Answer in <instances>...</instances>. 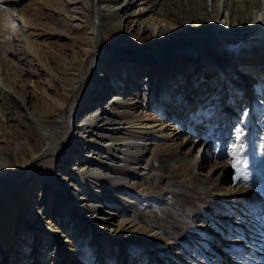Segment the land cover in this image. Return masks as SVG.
Wrapping results in <instances>:
<instances>
[{
    "label": "rangeland",
    "instance_id": "1",
    "mask_svg": "<svg viewBox=\"0 0 264 264\" xmlns=\"http://www.w3.org/2000/svg\"><path fill=\"white\" fill-rule=\"evenodd\" d=\"M56 1L61 9L69 7L64 0ZM85 1L88 4L89 19H93L97 15V0ZM123 1L119 0V3ZM47 2L48 0H0V63L6 73H3V80L0 81L1 140L6 137L23 139L24 134L21 130L23 126L19 119H27L28 112L32 110L30 104L37 102L42 94L49 91L52 96H56L51 79L60 67V72L66 71L67 67L64 66L74 51V44L68 37L33 35L36 23L45 28L46 26L51 28L55 23L66 32L78 30L63 14L54 16V23L48 21L49 6L45 7ZM261 2L264 5V0ZM137 6L138 3L135 6L130 5V8L133 10ZM36 10L39 11L38 17L32 14ZM125 10L126 8L121 12L122 33L124 35L129 33L130 38L136 40V46L148 45L146 37L139 40V35H134L136 33L128 28L127 18L132 11L126 13ZM44 14L47 16L43 17ZM224 25L225 22L222 26ZM70 35L73 36V32ZM102 37L98 50L106 51L108 55L103 61H97L87 80L84 77L87 85L83 88L82 95L85 97L90 89L89 84L99 80L102 73H109L112 66L122 60V57H127L122 61L125 65V74L132 71L129 76L123 75V82L126 81L127 85L131 86L127 92H134L132 84L134 80L130 77L136 79L137 74L134 69L132 70L135 63L128 60L130 54L134 52L133 49L123 50L109 33H103ZM226 41V46H232L228 47V54H225L226 57H231L230 64L225 63L222 66L210 62V65L203 66L204 59L208 60V56L203 54V58L190 68L191 73H187L180 65L177 67L179 73L173 85H170V80L164 85L160 82L155 91L148 92L149 95L155 93V97L158 92L160 100L147 105L145 100H142L133 108L137 115L163 108L160 117L164 129L163 132L156 133L161 134V137H155V133L145 137L149 141H161V148L156 149V157L149 168L146 165L154 144L149 145V152L138 164L147 167H142V171H149V175L126 177L129 181L136 180L137 187L129 191L114 189L112 191L116 195L114 199L122 204L111 209L119 215L115 217L116 222L119 217L129 215L147 228L157 230L162 238L170 241L166 254L161 257L166 264H264V31L255 28ZM212 42L211 38L204 39L187 50L196 54L202 51V48L212 45ZM9 47L13 48L8 50ZM54 52L58 54L59 62L52 60ZM252 61L257 63L255 71L252 66L250 67ZM159 64V61H153L147 65L148 67H144L143 71H139L138 82L145 83L151 67L155 66L159 72ZM120 74L119 72L117 76ZM111 81L113 80L110 77L108 82ZM191 81H195L193 86H198L191 92L193 107L185 109L186 104L177 105L176 99L187 85H190L189 88L193 87L189 83ZM140 94L144 98L147 88L143 87ZM181 98L183 101L188 100ZM7 100L9 107L4 110L2 103H6ZM73 100L75 97L66 103L65 116L70 112ZM151 104L152 108H149ZM85 115H88V112ZM76 129L77 127L74 128L72 125V131ZM1 145L6 148L10 146L7 141H2ZM200 146L201 153L202 155L205 153V156L193 162L190 157L196 154ZM24 154L28 156L29 153L25 151ZM65 156V151L59 154L56 152L33 159L25 166L16 168L9 186L0 192V201L13 198L14 210L9 215L11 220L9 232L19 235L14 250L24 251L22 262L162 264L161 259L151 261L146 250L134 252L132 244L121 248L117 243L107 241L106 233L102 239L95 236V231L88 228L84 222L85 216L91 213L93 203L90 199L84 201L83 210L79 212V218L74 222L70 216L74 210L72 205L70 206L72 191L68 193L62 190L63 195L53 191L48 196L47 185L54 186L59 183L62 179V167L68 166ZM170 163L177 168L175 171L170 169ZM212 164L218 168L214 176L212 172L216 168L212 170ZM48 173L49 177L46 175ZM42 174L43 178L32 184L33 180ZM231 187H236V190H233L234 195L229 192L232 190ZM108 195L113 197L111 193ZM37 198L41 200V207H34L36 211L32 212L30 206L37 204L30 203ZM65 200L69 202L63 208ZM40 210L43 212L41 219L38 218ZM59 210H62L61 214L68 215V222L71 221V226L67 225L65 231L71 227L75 242L68 251L67 246L57 238L60 235L56 233V225L60 223L56 222L55 213ZM21 216L22 220L28 221V226L19 230L17 225ZM6 218L2 214L0 222ZM35 224L42 232L35 230ZM218 238L225 239V242L222 241L224 244L219 245ZM149 247L153 249L154 245ZM230 248L234 250L230 252ZM238 248L245 252L236 251ZM123 249H129L132 253L131 259L130 256H125ZM218 250L225 252V255ZM7 262L8 254L1 252L0 264Z\"/></svg>",
    "mask_w": 264,
    "mask_h": 264
},
{
    "label": "bare ground",
    "instance_id": "2",
    "mask_svg": "<svg viewBox=\"0 0 264 264\" xmlns=\"http://www.w3.org/2000/svg\"><path fill=\"white\" fill-rule=\"evenodd\" d=\"M64 1L69 4L66 9L57 6L56 0H48L45 5V7L49 6L48 21L54 23L53 17L57 14H63L70 19L71 25L78 30L66 32L55 23L51 28L38 26L36 23L33 35L36 37L38 35L68 37L74 44V51L70 56L71 58L66 61L64 66L67 67L66 71L60 72V67L53 74L51 80L56 96H52L49 91L42 94L37 102L30 104L32 110L28 112L27 119H19V123L23 126L21 129L24 134L23 139H8L6 137V139L1 140L2 135H0V192L9 186L16 168L23 167L29 161L41 156L53 155L56 152L59 154L61 151H65V162L68 166L62 167V179L59 183L54 186L47 185L48 196L53 191L61 193V195H63L62 190L68 191V193L72 191L70 206L72 205L74 210L70 216L74 222L75 219L79 218V212L83 210L84 201L90 199L93 203L90 209L91 213L85 216L84 222L88 228L95 231V236L102 239L106 233L108 234L107 241L117 243L121 248L132 244L134 252H140L141 249L142 251L146 250L150 254L151 261L160 260L166 254L171 244L170 241L162 238L157 230L147 228L129 215L119 217L118 222H116L115 217L119 215L111 209L113 206L122 204L114 199L116 196L112 192L114 189H127L129 191L137 187L136 180L130 179L129 181L126 177L149 175V171H142V167L145 166L138 165L143 160L144 155L149 152V145L154 144L151 157L146 165L149 168L156 157V149L161 148V141H149L145 137L153 135V133H155V137H161V134L156 133H161L164 129L160 117L163 108H156L152 113L140 115H137L133 108L142 100H145L146 105L160 100L161 96L158 92L156 97L155 93L149 95L148 92L155 91L160 82L164 85L170 80V85H173L179 73L177 67L180 65L187 73H191L190 68H193L194 64L203 58V54L208 56V60L204 59L203 66L210 65V62L219 63L222 66L225 63L230 64L231 57H226L225 54H228V47L232 46H226V39L229 40L255 28L264 31V5L261 0H124L122 3H119V0H97V15L93 19H89L88 4L85 0ZM137 3L138 6L131 10L130 5L135 6ZM52 6H56V8ZM138 7L139 11H137ZM125 8L126 13L129 10L132 11V14L127 18L129 21L128 28L132 29L131 32L136 33L134 35H139V40L146 37L148 45L136 46V40L131 39L129 33L125 35L122 33L123 18L121 19V12ZM38 12L36 10L32 14L34 13L36 16ZM34 19L36 20V18ZM223 22H225L224 26H222ZM71 32H73V36L70 35ZM103 33L111 34L116 44L123 50L133 49L134 52L130 54L131 57L129 56L128 60L135 63L132 70L134 69L137 74L136 79L130 77L134 80L132 84H134L135 91L127 92L131 86L130 84L127 85L126 81L123 82L125 65L122 61L127 57H122V60L115 63L116 66H114L115 64L112 66L109 73H102L99 80L89 84L90 89L84 97L82 91L87 85V77L90 76L89 74L93 67L95 68L97 61H103L108 55L106 51L98 50ZM142 34L144 36H141ZM208 38L213 39V46L208 45L196 54L187 50L195 43ZM12 48L9 47L8 50ZM52 60L60 61L55 52ZM153 61L160 62L158 66L160 71L157 72L158 69L155 66L151 67L149 75L145 78V83H139L137 80L139 71H143V68ZM250 63V67L252 66L253 71H255L257 63L253 61ZM119 72L121 74L117 76ZM3 73L6 74L5 68L0 63V81L3 80ZM131 73L132 71L126 72L127 75H125L129 76ZM110 77L113 81L108 82ZM261 80L262 77L260 76L259 81ZM189 83L193 86L195 81ZM189 86L187 85L184 92L176 99L177 105L186 104L185 109L189 106L193 107L191 92L198 85L192 88ZM143 87L147 88V94L144 98L140 94ZM44 90L48 89L44 88ZM72 97H75V100L71 104L70 112L65 116L66 103ZM181 97L188 100L183 101ZM8 104V100L6 103H2L4 110L9 107ZM152 104L149 108H152ZM87 112L88 115H85ZM72 125L77 129L72 131ZM2 141H7L10 145L9 148L2 146ZM67 145L69 149H67ZM201 150L200 146L196 154H190V160L197 162L201 156H205V153L202 155ZM25 151L29 153L28 156L24 154ZM169 166L171 170L177 169L173 163H170ZM215 168L212 164L211 169L214 170ZM217 171L218 168L212 172V175L214 176ZM40 172L42 173V171ZM36 174L40 173L36 172ZM43 175L34 179L32 184L39 182ZM46 175L49 177V173ZM233 190H236V187L229 192L234 195ZM110 193L113 194V197L108 195ZM40 201V198H37L30 203L31 205L33 202L37 204L30 206L32 212L36 211L34 207H41ZM68 202L69 200H65L63 208L67 206ZM23 205L25 206V204ZM12 206L13 198L0 201V217L2 214L7 217L3 222H0V255L1 252L8 254L7 264H22L24 251L14 250L19 235L15 232H9V224L11 223L9 215L14 210ZM60 211L62 210L55 213L56 222L60 223L56 225V233H59L60 237L57 238H60V242L67 246L68 251V249H72L75 240L72 237L74 235H72L71 227L67 232L65 231L66 226L71 224V221H67L68 215L61 214ZM42 215V210L38 211V218L41 219ZM21 218L22 216L17 225L19 230L26 229L28 226V221ZM35 227L37 231L41 229L36 224ZM152 245H154L153 249L149 247ZM230 250L232 252L234 249L230 248ZM123 251L125 256L132 258L129 249H123ZM236 251L245 252L242 248H238ZM97 259L100 260V257ZM74 261L76 262V260ZM132 261L134 262V260ZM252 261L256 263L255 260ZM162 264L166 263L162 260Z\"/></svg>",
    "mask_w": 264,
    "mask_h": 264
}]
</instances>
